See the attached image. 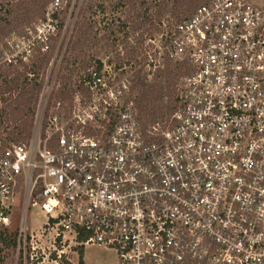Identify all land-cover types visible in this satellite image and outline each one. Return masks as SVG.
I'll return each mask as SVG.
<instances>
[{
  "label": "built area",
  "instance_id": "built-area-1",
  "mask_svg": "<svg viewBox=\"0 0 264 264\" xmlns=\"http://www.w3.org/2000/svg\"><path fill=\"white\" fill-rule=\"evenodd\" d=\"M60 2L1 35L0 88L51 50ZM137 51L77 79L50 60L37 74L26 138L0 141V224L35 207L44 230L117 264H264V3L207 0ZM168 68L172 97L152 115L140 85Z\"/></svg>",
  "mask_w": 264,
  "mask_h": 264
},
{
  "label": "rangeland",
  "instance_id": "rangeland-1",
  "mask_svg": "<svg viewBox=\"0 0 264 264\" xmlns=\"http://www.w3.org/2000/svg\"><path fill=\"white\" fill-rule=\"evenodd\" d=\"M60 1V8L55 10L57 26L54 34H52L49 60L54 69L59 65L60 73L63 75L62 80L64 77L69 78V80L77 79L79 73L83 71L76 69L79 66L120 63L126 60L127 53L123 47L124 44L126 42L133 44L135 42L134 37L140 33V31L132 33L130 17L134 12L127 4L118 0H100L103 5H101L100 10H96L92 18L97 20L96 31L98 36L101 35L103 38L99 44L86 48L82 53H77L68 51L67 43L74 33V26L80 19V12L84 5L82 0ZM262 2L264 3V0ZM29 3V0H0V17L5 20V22H0V27L4 30L11 28V31H16L26 24L38 22L44 17V13L50 5L48 3L40 14L33 15L26 20L24 18L27 14L24 13V7L28 6ZM89 16L87 14V17ZM17 18L22 19L18 24ZM15 25L19 27H15ZM43 69L44 67L39 72L35 71L34 73L40 74ZM68 69L74 70L69 71ZM13 74L12 71L6 72L7 78ZM172 92L170 90L168 98L172 97ZM30 118L25 122L27 123L26 126L12 127L10 125L6 128L4 127L6 124H3V128H0L1 144L23 141L29 129ZM18 134L20 136L16 137ZM7 139L11 140L8 142ZM22 220L26 221V230L22 233V235L25 233V241L21 238L20 243H18L17 238ZM43 221H45L44 215L35 207L29 208L24 216L20 206L13 207L9 225L0 224V264H78L82 255L85 261L89 260L95 264H116V257L113 252L93 246L85 247L84 250L83 245L68 243L69 236L57 235L52 229L44 230ZM14 236L17 245L13 248L11 243ZM64 239H66V243H63Z\"/></svg>",
  "mask_w": 264,
  "mask_h": 264
},
{
  "label": "trees",
  "instance_id": "trees-1",
  "mask_svg": "<svg viewBox=\"0 0 264 264\" xmlns=\"http://www.w3.org/2000/svg\"><path fill=\"white\" fill-rule=\"evenodd\" d=\"M28 6L24 7V13L26 15V20L33 17V15L40 14L43 8H46L48 3L54 0H29ZM127 4L130 9L133 10V15H131L130 20L132 22V33L140 31L137 37H134L135 43L124 44L126 53L129 59L133 58L138 52L139 44L141 43L143 37L154 33L158 27V23L167 14L171 15L176 19H183L191 14V12L206 2L207 0H118ZM84 7L80 12V19L74 26V33L70 36L67 43V50L77 53H82L88 47L99 44L102 40V36H98L96 22L92 16L96 10H100L101 5H103L100 0H82ZM136 9V10H134ZM87 14L90 16L87 17ZM17 24L22 19H16ZM5 20L0 17V22ZM2 23V22H1ZM15 27H19L15 25ZM95 29V30H94ZM11 28L4 30L0 27V36L11 32ZM107 37V35H106ZM51 52L41 55L36 62L32 64L30 68L24 67L20 71L19 69L9 70L14 74L6 78L2 87L0 88V128L3 124L4 127L8 128L10 125L12 127L24 125L26 126L28 118L31 117L33 113V108L36 102L37 93L40 88V82L36 79L38 73L45 65L48 64ZM66 66V65H64ZM177 71L180 69L176 67ZM73 71L74 69H68ZM7 71V72H9ZM176 71V73H177ZM31 72L34 74L32 78L29 79L27 73ZM169 68L166 69L161 78L155 81L147 82L144 81L140 85L142 103L145 109L152 115L157 113H164L167 107L165 103V96H169L170 85L173 82V78L176 74ZM69 78L64 77V80ZM66 87V84H64ZM3 128V127H2ZM19 133V132H18ZM18 134L16 137H19ZM8 142L11 139H7ZM7 144V143H5ZM16 237L12 239L11 246L16 247ZM82 258L79 260L78 264H82ZM71 264V263H68Z\"/></svg>",
  "mask_w": 264,
  "mask_h": 264
},
{
  "label": "crops",
  "instance_id": "crops-1",
  "mask_svg": "<svg viewBox=\"0 0 264 264\" xmlns=\"http://www.w3.org/2000/svg\"><path fill=\"white\" fill-rule=\"evenodd\" d=\"M90 246H93V247H99V248H102L103 250H107V251H111V252H113L114 253V255H115V257H116V264H117V256H116V254H115V252L113 251V250H111V249H106V248H103V247H101V246H96V245H90ZM86 247H88V246H86ZM84 250H85V247H84ZM83 254H84V252H83ZM82 264H95L94 262H91V261H85L84 260V258H82Z\"/></svg>",
  "mask_w": 264,
  "mask_h": 264
}]
</instances>
